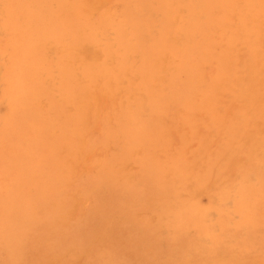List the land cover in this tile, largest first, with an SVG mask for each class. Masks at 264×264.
<instances>
[{"label":"rangeland","instance_id":"obj_1","mask_svg":"<svg viewBox=\"0 0 264 264\" xmlns=\"http://www.w3.org/2000/svg\"><path fill=\"white\" fill-rule=\"evenodd\" d=\"M0 264H264V0H0Z\"/></svg>","mask_w":264,"mask_h":264},{"label":"bare ground","instance_id":"obj_2","mask_svg":"<svg viewBox=\"0 0 264 264\" xmlns=\"http://www.w3.org/2000/svg\"><path fill=\"white\" fill-rule=\"evenodd\" d=\"M148 60V59H147Z\"/></svg>","mask_w":264,"mask_h":264}]
</instances>
